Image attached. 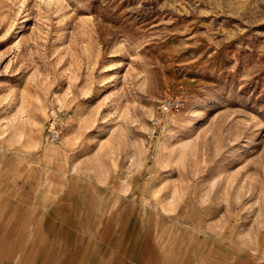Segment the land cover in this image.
<instances>
[{
	"label": "rangeland",
	"instance_id": "1",
	"mask_svg": "<svg viewBox=\"0 0 264 264\" xmlns=\"http://www.w3.org/2000/svg\"><path fill=\"white\" fill-rule=\"evenodd\" d=\"M4 205L56 253L144 227L151 264H264V0H0Z\"/></svg>",
	"mask_w": 264,
	"mask_h": 264
},
{
	"label": "crops",
	"instance_id": "2",
	"mask_svg": "<svg viewBox=\"0 0 264 264\" xmlns=\"http://www.w3.org/2000/svg\"><path fill=\"white\" fill-rule=\"evenodd\" d=\"M0 209V264H151L149 260L151 243L145 238L144 227L128 232L114 230L105 242V248L98 247L94 239L76 240L68 253H56L54 248L40 246L39 224L36 225V206H27L19 215L11 216ZM17 219V220H16ZM49 223V222H48ZM9 225V228H8ZM50 226V223L48 224ZM97 247L101 252L95 253Z\"/></svg>",
	"mask_w": 264,
	"mask_h": 264
},
{
	"label": "built area",
	"instance_id": "3",
	"mask_svg": "<svg viewBox=\"0 0 264 264\" xmlns=\"http://www.w3.org/2000/svg\"><path fill=\"white\" fill-rule=\"evenodd\" d=\"M188 100L189 94L183 86H178L174 90H164L150 119L151 126L160 131L165 129L171 120L170 117L182 112ZM48 136L50 141H55L59 138V133L52 127Z\"/></svg>",
	"mask_w": 264,
	"mask_h": 264
}]
</instances>
